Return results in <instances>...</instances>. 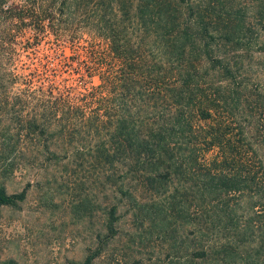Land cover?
Segmentation results:
<instances>
[{
	"label": "trees",
	"instance_id": "trees-1",
	"mask_svg": "<svg viewBox=\"0 0 264 264\" xmlns=\"http://www.w3.org/2000/svg\"><path fill=\"white\" fill-rule=\"evenodd\" d=\"M53 1L24 0L11 6L2 0L1 5L7 16H12L14 9L22 26L49 28L60 39L67 0H60L58 7ZM251 2L110 3L112 13H97L92 19L103 43L100 52L91 55L88 72L98 74L100 82L82 94L71 87L22 88L23 105L29 101L34 104L18 119L15 133L32 139L48 133L51 137L57 125L71 132L83 127L94 129L101 136L94 146L73 147L66 155L92 151L99 162L109 163L107 176L134 181V191L139 187L152 191L151 204L156 207L153 220L162 221L177 212L184 221L195 222L197 244L192 255L198 264H207L213 257H219L223 264H263L258 247L237 249L241 243L255 239L256 218L249 216L246 223L241 222L229 197L240 191L248 209L257 215L255 207L264 205V186L260 190L257 171L245 162L247 149L234 139L235 132L242 136L240 125L233 127L230 121L232 111L241 103L242 90L220 48L230 41L246 44L243 35L251 30V25H246L248 16L264 29V0ZM34 37L38 38L37 34ZM91 40L93 46L95 39ZM90 101L96 104L88 105ZM4 135L11 138L13 133L0 132V137ZM44 149L51 156L58 155L47 146ZM15 155L16 147L10 141L0 146V156L8 158L6 169L13 170ZM117 189L125 192L121 185ZM25 193V189L9 193L0 186V204L16 203ZM214 202L213 218L216 214L220 221L225 220L223 228L228 223L245 227L233 243L223 241L218 245L207 237L211 228L207 211ZM192 206L195 212L188 218L186 211ZM118 219L117 204L112 203L104 223L109 234L116 232ZM96 254H88L81 264H91Z\"/></svg>",
	"mask_w": 264,
	"mask_h": 264
},
{
	"label": "rangeland",
	"instance_id": "rangeland-1",
	"mask_svg": "<svg viewBox=\"0 0 264 264\" xmlns=\"http://www.w3.org/2000/svg\"><path fill=\"white\" fill-rule=\"evenodd\" d=\"M1 1L0 132L13 135L1 136L0 146L10 141L16 147V158L13 170H9L5 168L8 158L0 156V186L9 193L22 189L26 193L16 203L0 204V264H81L95 251L91 264H198L192 255L197 244L195 222L184 221L177 212L162 221L153 220L151 215L156 207L151 204L152 191L143 187L134 191V181L107 176L111 171L109 163L99 162L92 151L66 155L73 147L94 146L101 137L94 129L83 127L71 132L57 125L51 137L48 133L32 139L15 133L18 119L34 104L29 101L23 105V95L19 92L22 88L51 85L54 90L71 87L81 93L100 82L98 74L88 72L91 55L100 52V42L103 43L100 29L92 24V19L97 13H112L110 3L116 5L117 0H67L60 39L49 28L22 26L14 9L12 16H7ZM53 2L58 7L60 0ZM7 3L16 6L24 0H7ZM233 3L252 2L233 0ZM246 25H251V30L243 35L245 45L230 41L220 48L234 68L235 81L242 90L241 103L232 111L230 120L233 127L240 125L242 136L235 132L234 139L247 149L245 162L257 171L263 190L264 29L259 28L253 16L247 17ZM36 34L38 38L34 37ZM91 39H95L93 46ZM91 104L95 105L96 101L88 103ZM46 146L58 155L48 154ZM119 185L126 193L118 191ZM132 192L136 193L135 197ZM239 193L235 191L229 197L231 207H236V216L244 223L249 216L256 219L255 239L241 243L237 249L240 252L247 247L255 250L258 247L260 259L264 260V205L255 207L259 212L256 215ZM112 203L117 204L119 214L113 235L104 226ZM212 206L207 211L211 226L207 237L218 245L223 241L233 243L237 236H242L245 227L228 223L223 228L225 220L220 221L216 214L213 218L215 202ZM194 212L192 206L186 211L187 217H192ZM238 253L234 257L239 258ZM207 264L223 263L219 257H213Z\"/></svg>",
	"mask_w": 264,
	"mask_h": 264
}]
</instances>
